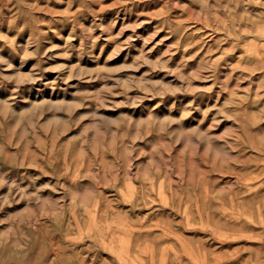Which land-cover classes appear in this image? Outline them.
<instances>
[{
  "label": "rangeland",
  "instance_id": "374dc122",
  "mask_svg": "<svg viewBox=\"0 0 264 264\" xmlns=\"http://www.w3.org/2000/svg\"><path fill=\"white\" fill-rule=\"evenodd\" d=\"M0 264H264V0H0Z\"/></svg>",
  "mask_w": 264,
  "mask_h": 264
}]
</instances>
